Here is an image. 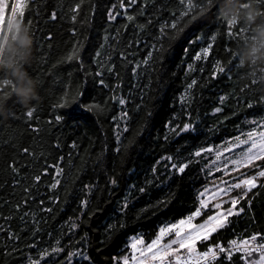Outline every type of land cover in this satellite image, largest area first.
Here are the masks:
<instances>
[{
	"label": "trees",
	"instance_id": "trees-1",
	"mask_svg": "<svg viewBox=\"0 0 264 264\" xmlns=\"http://www.w3.org/2000/svg\"><path fill=\"white\" fill-rule=\"evenodd\" d=\"M78 2L81 0H31V8L26 13L25 19L31 18L36 28L35 60L26 67L34 79L39 78L42 100L35 107L36 112L30 121L23 116L26 109L19 104L12 108L13 115L7 119L0 118V215L16 216L12 205L19 202L23 195L22 187L13 186V175L7 167L10 161L18 162L21 172L27 174L26 182L31 183L35 174H41L44 167L57 163L58 157L63 155L64 174L56 193L61 203L54 206L52 213H41L36 203L31 205L37 211V217H43L39 225L42 231L37 239L43 246L54 245L60 239L67 247L71 223L69 217L78 215L79 199L84 193L83 184H93L95 187L88 197V210L95 214L90 220L84 217V223L72 239L75 241L84 232H88V251L96 264H110L109 257L122 253L128 236L142 234L146 240H150L162 222L185 214L193 205L196 191L204 183L203 174L196 164L179 175L165 169L166 161H157L168 154L182 160L196 147L206 143H220L224 138L237 134L234 125H239L244 116L252 111L246 108V101L264 94V85L259 82L251 85V80L241 81L240 69L233 71L231 81L209 78L213 60L218 57L228 59L224 52V44L229 43L226 36L218 39L208 61L193 60L199 47L205 45L185 43L183 34L177 40L165 41L163 53L155 54V70L145 69L139 77L134 78L132 62L141 61L147 54L148 45L152 42L151 35L158 29L157 9L159 16H170L164 7L165 0H155L154 4L149 0L145 17L139 18L141 22L148 17L153 19L154 23L147 31L140 32L135 23L129 24L126 30L120 28V42L112 41L115 51L107 46L100 48V45L103 43L105 29L107 34L112 35L124 23L123 17L117 23H105L107 7L116 0H82L77 20L72 22L70 9ZM52 10L57 12L56 21L50 19ZM191 28L193 25L190 24L185 32ZM71 29L76 31V36L72 35ZM49 33L51 41L41 47L42 38ZM137 37L142 46L127 48L128 43ZM76 40L85 42L81 56L89 71L95 69L92 62L95 50L101 51L100 59L105 63L110 54L115 65V71L111 74L105 71L103 78L109 85H118L115 88L117 100L125 98L127 105L124 110L130 112L129 131L122 132L119 154L114 151L116 142L112 117L119 119L121 106L111 100L112 89L101 87L98 84L99 78L94 75L85 77L75 62L56 63L71 50ZM185 48L186 52L183 51ZM121 51L127 52V61L120 58ZM45 54L47 63H41V56ZM188 63H193L197 69L203 67L204 71L188 72ZM141 67L143 69V65ZM193 77L198 80V85L186 92L187 84ZM65 83L70 85L71 92L74 93L79 87L84 95L64 108H53ZM248 85L251 87H246ZM241 89L245 90L241 92ZM222 94L229 96L223 105L224 112L213 114L212 109L219 106L218 98ZM182 95L185 97L183 102L180 99ZM81 102L100 104L103 111L86 112L80 106ZM189 112L196 125L195 131L174 135L166 125L171 123L175 126L182 121L187 122ZM233 112L239 113V116H232ZM57 114L64 117L58 124L55 122ZM225 116L230 119L224 120L216 133H211L209 128ZM33 127L38 130L33 131ZM165 135L169 137L167 141ZM57 142L61 146L59 149L55 147ZM73 142L77 145L76 149L69 147ZM24 147L29 148L34 155L23 154L21 149ZM69 154L73 161L71 167L68 164ZM154 166L157 169L155 178L151 171ZM109 177H115L118 186L108 184ZM50 180V176H43L38 187H33L37 201L44 198L46 205L49 194L46 186ZM146 180L153 182L148 184ZM132 185L135 188L129 191ZM141 186L147 189L143 194L138 191ZM125 197H129V209L124 218L126 226L117 228L109 238L103 226L116 222L118 206ZM165 197L170 200L166 207H153L147 213H140L145 205H155L156 201ZM4 223L0 219V224ZM10 223L12 229L21 232L23 225L18 217L10 220ZM31 227L29 223L28 228ZM235 231L245 235L253 231H264V190L253 201L252 211L236 222ZM27 235V232H21V247L29 242ZM0 249H3L2 242ZM24 251L28 249L24 248ZM0 264H19V258L14 255L5 256L0 251Z\"/></svg>",
	"mask_w": 264,
	"mask_h": 264
},
{
	"label": "snow or ice",
	"instance_id": "snow-or-ice-1",
	"mask_svg": "<svg viewBox=\"0 0 264 264\" xmlns=\"http://www.w3.org/2000/svg\"><path fill=\"white\" fill-rule=\"evenodd\" d=\"M154 4L155 0H151ZM246 3V0H242ZM149 0H116L107 7L105 14V23L113 24L124 18V23L116 28L112 35L103 36V43L100 48L105 46L115 51V45L112 41L120 42L121 31L125 30L129 24L135 23L140 32L147 31V28L153 25L154 21L148 17L143 22L140 17H145ZM258 5L264 11V0H258ZM82 7L81 2L71 7L72 13L70 20L75 22L78 17L79 10ZM164 7L169 11L170 16L163 18L159 16L157 9L158 29L152 33V42L148 45L147 54L142 57L141 61H133L131 72L134 78L139 77L143 70L154 71L156 63V53H163L164 42L177 40L181 34L184 35L185 43H201L205 46L199 47L196 51L194 61H208L213 52L214 45L222 36H226L229 43L224 44V52L228 59L215 58L212 62L209 78L212 80L226 79L232 80L234 70H239L238 58L235 49L239 42L246 36L247 29L232 20H226L219 14L218 5L213 0H165ZM31 8V0H0V34H3L4 25L11 20L19 19L25 23L30 29L33 40L35 39L36 28L31 18L25 19L26 13ZM131 10V11H130ZM50 19L56 21L58 19L57 12L51 11ZM193 28L186 33L185 29L189 25ZM221 29L224 31L222 32ZM206 30V31H205ZM73 36H76L74 29L70 30ZM51 33L42 38L41 47L45 42L51 41ZM235 45V48L233 47ZM133 45L142 46L139 37L128 43L127 48ZM49 43V47H50ZM85 42L76 40L73 42L71 50L57 60V64L75 62L80 71L87 75L98 77V84L101 87L111 88L113 95L111 100L121 106L119 119L113 116V127L115 137L114 151L119 154L122 143V132L129 131L130 112L124 110L127 105L125 98H119L115 95V88L118 85H109L103 78L104 72L109 74L115 71V65L112 62L111 55L107 56V63L100 59L101 51L95 50L93 63L95 69L89 71L85 68V61L81 56L84 50ZM187 51V48L183 49ZM120 58L124 61L128 60L126 51L119 53ZM162 59V56L160 57ZM41 63H47V55L41 56ZM143 65V69L141 67ZM55 66V65H53ZM204 71L203 67L198 69L193 63L187 64L188 72ZM71 73H69V76ZM39 81V78L36 79ZM40 82V81H39ZM256 78L251 79V85L257 84ZM198 85V80L192 78L187 84L186 92L192 90ZM248 85L246 87H251ZM245 89H241L243 92ZM11 87L7 80L0 81V96L4 97L5 105L11 112L12 108L18 104L14 96L10 94ZM84 95L83 91L76 88L75 92L70 91V85H63L62 94L58 96L53 108H64L70 102H77ZM71 96V100H69ZM183 102L185 97H180ZM229 99L227 94H222L218 98L219 106L212 109L213 114L224 112L223 105ZM80 106L86 112H102L103 106L100 104H88L81 102ZM137 110L139 105L136 106ZM246 108L252 110L244 116L239 125H234L237 134L224 138L220 143H206L200 147H196L189 152L188 157L178 160L171 154L161 157L157 163H164V167L170 173L183 175L193 164L199 166V171L203 174L204 183L201 184L193 199L192 207L180 217L162 222L150 240H146L142 234H131L125 241V247L121 254H113L109 257L110 264H264V231H253L248 234L236 233V222L252 211L253 201L264 190V94L259 97L246 101ZM36 108L26 110L23 116L27 121L33 119ZM187 122H181L175 126L169 123L166 127L174 134L180 135L189 131H195L196 125L192 122L191 113L188 114ZM232 116H239V113L233 112ZM62 114L55 116V122L58 124L63 120ZM230 119L225 116L222 120H218L209 128L211 133H216L223 125L224 120ZM48 123H52L51 120ZM38 129L33 127V131ZM165 135V141L168 140ZM59 149V142L55 144ZM71 149H76L77 145L73 142L69 145ZM126 147V146H125ZM25 155H34L30 153L29 148L21 149ZM63 155L58 157V162L49 164L42 169L41 174H35L31 183H27V174L22 173L18 162L12 160L7 167L13 175V186L22 187V198L19 202L12 205V210L16 216L0 215V219L4 220V224H0V236L3 240V252L5 256L14 255L19 258V264H96L88 251L89 233L84 232L83 235L73 241L72 236L75 235L84 223V217L90 220L95 214L89 211V196L95 185L83 184L84 193L79 199L78 215L69 217L71 221L68 233L69 240L67 247L60 239L55 241L54 245L43 246L37 236L42 231L39 227L43 217H37V211L31 205L36 203L41 213H52L54 206L61 203L58 192V186L61 185L64 174ZM69 167L73 161L71 154L68 159ZM51 169V171H50ZM153 178L157 174L154 166L151 169ZM43 176H50L51 180L46 186L49 193L45 199L41 198L37 201L33 195V187H38ZM152 180H146L151 184ZM108 184L113 187L118 186V180L115 177L108 178ZM135 188L130 186L129 191ZM146 188L141 186L138 191L143 194ZM129 197L118 206L117 219L115 223H107L103 227L106 235L110 238L111 234L117 228H124L126 220L124 219L129 209ZM10 203V202H9ZM170 200L165 197L156 201L155 205H145L140 209V213H147L153 207H166ZM19 218L23 227L21 232H27L26 239L29 241L23 247L20 245L21 232H17L11 227L10 220ZM254 219V217H253ZM31 223V229L28 228ZM247 232V229L244 230ZM229 233H231L229 235ZM127 235V234H125ZM24 248L28 251L25 252ZM99 250V249H98Z\"/></svg>",
	"mask_w": 264,
	"mask_h": 264
},
{
	"label": "clouds",
	"instance_id": "clouds-1",
	"mask_svg": "<svg viewBox=\"0 0 264 264\" xmlns=\"http://www.w3.org/2000/svg\"><path fill=\"white\" fill-rule=\"evenodd\" d=\"M219 14L226 20L239 23L247 29L246 36L235 49L241 70V81L258 79L264 85V11L258 0H213ZM35 60L34 40L28 26L19 19L5 23L0 34V81L7 80L11 95L26 110L41 103L40 82L27 71ZM264 91V88H262ZM13 115L0 96V118Z\"/></svg>",
	"mask_w": 264,
	"mask_h": 264
}]
</instances>
